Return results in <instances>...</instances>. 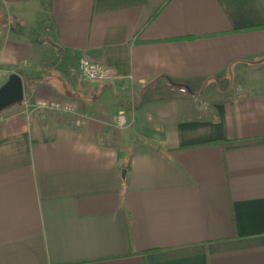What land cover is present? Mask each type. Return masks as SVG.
<instances>
[{
    "label": "crops",
    "instance_id": "1",
    "mask_svg": "<svg viewBox=\"0 0 264 264\" xmlns=\"http://www.w3.org/2000/svg\"><path fill=\"white\" fill-rule=\"evenodd\" d=\"M1 12L0 86L24 96L0 111V264H264V0Z\"/></svg>",
    "mask_w": 264,
    "mask_h": 264
},
{
    "label": "built area",
    "instance_id": "2",
    "mask_svg": "<svg viewBox=\"0 0 264 264\" xmlns=\"http://www.w3.org/2000/svg\"><path fill=\"white\" fill-rule=\"evenodd\" d=\"M78 72L82 79L89 83H103L111 80L113 77L110 70L102 62L93 61L87 57H80L78 61ZM25 107L27 111H29L32 106L25 102ZM35 108L48 109L51 111H73L71 105H63L57 102L37 103ZM114 124L118 128H125L128 125V119L125 114L119 113L114 119Z\"/></svg>",
    "mask_w": 264,
    "mask_h": 264
},
{
    "label": "water",
    "instance_id": "3",
    "mask_svg": "<svg viewBox=\"0 0 264 264\" xmlns=\"http://www.w3.org/2000/svg\"><path fill=\"white\" fill-rule=\"evenodd\" d=\"M23 82L19 74L12 73L9 78L0 86V111L4 108L21 102L23 100ZM125 169L122 170V177Z\"/></svg>",
    "mask_w": 264,
    "mask_h": 264
},
{
    "label": "trees",
    "instance_id": "4",
    "mask_svg": "<svg viewBox=\"0 0 264 264\" xmlns=\"http://www.w3.org/2000/svg\"><path fill=\"white\" fill-rule=\"evenodd\" d=\"M74 57L77 60V65H78V61H79L80 57L76 56V54L74 56V53L71 51H65L63 56H62L61 62H60L61 68H63L64 64H66L70 59H72Z\"/></svg>",
    "mask_w": 264,
    "mask_h": 264
},
{
    "label": "rangeland",
    "instance_id": "5",
    "mask_svg": "<svg viewBox=\"0 0 264 264\" xmlns=\"http://www.w3.org/2000/svg\"><path fill=\"white\" fill-rule=\"evenodd\" d=\"M2 19H3V13L1 12V13H0V20H2ZM4 22H6V24L9 25V22H10V21H9V19H8L7 17L4 16Z\"/></svg>",
    "mask_w": 264,
    "mask_h": 264
}]
</instances>
